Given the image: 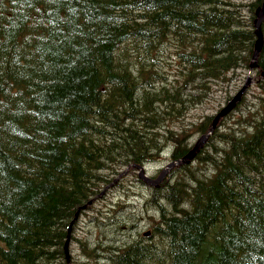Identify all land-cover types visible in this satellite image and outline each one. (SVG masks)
I'll return each instance as SVG.
<instances>
[{
  "label": "trees",
  "instance_id": "1",
  "mask_svg": "<svg viewBox=\"0 0 264 264\" xmlns=\"http://www.w3.org/2000/svg\"><path fill=\"white\" fill-rule=\"evenodd\" d=\"M261 3L246 2L251 18ZM236 6L0 0V264H69L65 229L90 200L98 172L120 150L142 162L160 149L148 136L159 138V119L175 115L183 99L172 86L158 87V72L142 58L160 55V43L143 50L134 37L147 27L164 39H194L174 41L177 65L207 67L216 77L242 60L249 66L255 49L249 19L233 21ZM201 37L215 42L211 52L199 49ZM128 47L130 59L120 60ZM175 76L179 83L188 72ZM257 87L255 102L231 122L235 128L226 127L191 163L171 169L179 175L153 187L160 194L151 232L102 248L106 264H264V42ZM209 124L210 118L201 130ZM189 148L177 143L171 158Z\"/></svg>",
  "mask_w": 264,
  "mask_h": 264
},
{
  "label": "rangeland",
  "instance_id": "2",
  "mask_svg": "<svg viewBox=\"0 0 264 264\" xmlns=\"http://www.w3.org/2000/svg\"><path fill=\"white\" fill-rule=\"evenodd\" d=\"M230 1L237 4L232 10L239 14L233 21L240 22L249 19L251 25L248 28L253 32L252 12L247 11L251 6L247 5V9L245 7L248 0ZM262 28L264 32V24H262ZM164 38L162 32L152 31L145 27L142 34L134 37V40L138 41V47L143 50L155 45V43H160V55L155 58L142 55V58L150 64V72H158L157 76L161 80L158 87L172 86L178 93H181L183 103L175 115L164 121L159 119L158 127L154 130V134L157 132L159 138H155L154 135L148 136V140L152 144L160 145V149L152 154L149 159L134 162L122 156L123 151L120 150L114 161L109 162L107 168L98 172L97 179L90 185L91 204L80 212L70 231L68 228L65 229L66 236L69 234V264H106L103 257L108 252L103 253L102 248L112 245L121 246L122 242L144 238L143 233L145 231L151 232L152 225L158 217L155 197L160 192L154 191L152 185H146L138 177V170L135 165H141L149 177H157L161 169L171 161L173 147L177 143L192 146L197 138L207 130L202 131L201 129L205 128V122L208 118H210V126L215 115L244 85L248 76L250 81L247 89L236 106L220 117L212 138L208 141L210 146L216 143L218 134L223 132L226 127L235 128L236 125L231 122L249 109L256 100L255 96L258 93L257 69H253L249 73V66H245L244 60L228 72L221 73L216 77H208V72L205 71L207 67L201 70L177 65L179 60L176 56L174 41H178L182 45H185L187 41L195 44L194 39L189 40L185 35L182 40L181 38L173 40ZM244 38L246 41L250 40L248 36ZM203 40L204 37H201L198 42L199 49L207 47L211 52V49L216 46L215 42ZM132 51L131 47L121 49L119 59L128 61ZM252 54L248 58V64ZM252 64L256 65V61L253 60ZM185 72H188L186 80L176 83L175 75ZM162 107L160 106V108ZM228 109L229 106L219 115L224 114ZM208 148L206 145L202 150L206 151ZM146 152L148 154L150 150ZM195 164L194 161L192 166ZM203 167L202 165L201 168ZM208 173L206 171V174ZM176 174H178L177 171L169 170L162 180H172ZM163 181L160 182L159 186ZM156 182L158 180H152V183ZM261 193L264 194V189ZM65 240L66 237L64 242ZM249 241V235L243 236V242L249 243Z\"/></svg>",
  "mask_w": 264,
  "mask_h": 264
},
{
  "label": "water",
  "instance_id": "3",
  "mask_svg": "<svg viewBox=\"0 0 264 264\" xmlns=\"http://www.w3.org/2000/svg\"><path fill=\"white\" fill-rule=\"evenodd\" d=\"M264 2V1H263ZM263 4V3H262ZM256 12L258 13V16H256L255 20H254V26H255V34H256V40H255V45H259V47H256V50L253 52V60L257 61V57L259 55V52L261 50L262 47V43H263V33H262V29H261V22L264 20V4L257 7L255 10V14ZM256 23V25H255ZM252 64V66H250L251 68L255 67L256 65ZM249 84V78L247 79V81L245 82V84L241 87V89L235 94L234 97H232L227 104L215 115V117L212 120L211 126L210 128L203 134H201L198 139L194 142L193 146L190 148V150H188L186 152V154L184 156H182L181 158L175 159L170 161L168 164H166L164 166V168L160 171L159 175L156 178H151L149 176L146 175L144 168L141 165H135V167L139 170L138 172V177L141 178L144 182H146L149 185L152 186H158L159 183L162 181V179L165 177V175L167 174V172L174 166L176 165H181V164H187L189 163L196 155L197 153L200 151V149L204 146V144L207 142L210 134L213 132L219 118L223 115H225L226 113H228L236 104L237 101L240 100L242 94L244 93V91L246 90L247 86ZM229 106V109L227 110V112H225L222 115H219L225 108H227ZM152 180H158V182L156 183H152ZM90 203V202H89ZM86 207V204L81 205L74 218L71 220L69 226H68V230L70 231L71 229V225L72 223L75 221V218L78 216V212L80 209H84ZM148 232H145V235H147ZM68 243H69V234H67V239L65 241L64 244V251H65V256L66 259L69 260V252H68Z\"/></svg>",
  "mask_w": 264,
  "mask_h": 264
},
{
  "label": "bare ground",
  "instance_id": "4",
  "mask_svg": "<svg viewBox=\"0 0 264 264\" xmlns=\"http://www.w3.org/2000/svg\"><path fill=\"white\" fill-rule=\"evenodd\" d=\"M264 0H262V3L264 4V2H263ZM261 3V5H263ZM256 16H258V13L256 12ZM255 25H256V23H255ZM245 40V39H244ZM256 47H257V45H255V49H254V51L256 50ZM252 62H253V54H252V61H251V63H250V66H251V64H252ZM164 151H166V150H164ZM172 160V159H171ZM163 181V180H162ZM189 182V181H188ZM194 195V194H193ZM140 244V243H139Z\"/></svg>",
  "mask_w": 264,
  "mask_h": 264
}]
</instances>
